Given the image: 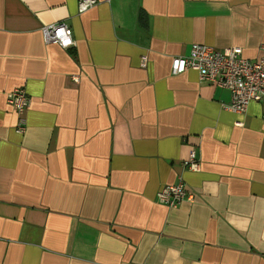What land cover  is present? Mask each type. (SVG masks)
Instances as JSON below:
<instances>
[{
	"label": "crops",
	"instance_id": "obj_1",
	"mask_svg": "<svg viewBox=\"0 0 264 264\" xmlns=\"http://www.w3.org/2000/svg\"><path fill=\"white\" fill-rule=\"evenodd\" d=\"M194 43L259 60L264 0H0V264H264V104L173 74ZM180 178L195 201L159 202Z\"/></svg>",
	"mask_w": 264,
	"mask_h": 264
},
{
	"label": "built area",
	"instance_id": "obj_2",
	"mask_svg": "<svg viewBox=\"0 0 264 264\" xmlns=\"http://www.w3.org/2000/svg\"><path fill=\"white\" fill-rule=\"evenodd\" d=\"M99 2L100 0H78V10L85 12ZM42 32L46 42L57 43L63 48L75 44L73 30L65 22L43 26ZM146 60L147 57L144 56L143 65ZM189 69L197 70L202 80L229 89L232 98L226 108L231 111L245 113L252 102L264 104V56L253 61L243 56V48L240 46L217 49L210 45L194 43L189 54L173 57L171 64L173 74H180ZM73 78L75 81L79 80V76ZM7 98L20 115L18 129L24 132V114L31 103L30 95L24 87H19L10 91ZM185 166L191 170H199L200 160L195 150L191 152ZM195 199V193L189 190L183 178L177 183L162 186L157 192V200L170 207H177L184 201L193 202Z\"/></svg>",
	"mask_w": 264,
	"mask_h": 264
}]
</instances>
